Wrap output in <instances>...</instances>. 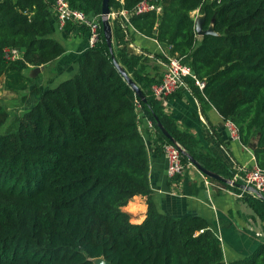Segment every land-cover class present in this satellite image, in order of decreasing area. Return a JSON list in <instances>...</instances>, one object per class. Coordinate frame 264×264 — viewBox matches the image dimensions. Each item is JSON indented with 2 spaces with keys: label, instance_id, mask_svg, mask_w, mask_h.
<instances>
[{
  "label": "trees",
  "instance_id": "trees-1",
  "mask_svg": "<svg viewBox=\"0 0 264 264\" xmlns=\"http://www.w3.org/2000/svg\"><path fill=\"white\" fill-rule=\"evenodd\" d=\"M142 1L110 0L109 7L125 11L137 33L167 49L155 59L166 64L176 58L191 68L205 84L200 90L188 78L194 93L235 124L240 142L253 149L264 170V0H149L161 12L136 14ZM68 2L99 18V40L79 55L72 78L41 91L32 86L38 79L31 77L33 69L65 53L52 37L46 14L51 1L0 0V79L7 90L31 88L38 99L0 135V264H95L100 258L111 264H226L221 241L205 219L164 215L152 199L144 121L152 123L160 147L171 141L158 123L204 168L215 171L195 152L194 137L179 129L153 95L164 74L147 56L130 53L117 20L110 19L108 45L103 0ZM195 12L205 16L203 30L213 25L215 35L199 37ZM7 48L19 49L22 58L8 62ZM9 118L0 104V128ZM182 162L185 168L191 163L185 155ZM224 176L233 178L229 171ZM225 185L240 192L238 185ZM245 195L264 226V201ZM135 196L147 198L141 224L124 211ZM230 264H264V244Z\"/></svg>",
  "mask_w": 264,
  "mask_h": 264
},
{
  "label": "crops",
  "instance_id": "crops-1",
  "mask_svg": "<svg viewBox=\"0 0 264 264\" xmlns=\"http://www.w3.org/2000/svg\"><path fill=\"white\" fill-rule=\"evenodd\" d=\"M46 14L52 24V37L62 44L65 53L42 67L37 77L42 78L43 83L40 87L33 84L41 91L55 88L72 78L77 72V58L90 48L88 33L83 34L79 27L69 23L63 28L51 5ZM193 15L199 14L195 12ZM124 31L130 53L145 55L151 59L149 64L152 67L166 71L165 64L154 58L155 55L167 54L166 48L157 40L137 33L127 20ZM151 71L156 73L152 68ZM164 105L166 113L176 120L179 129L194 137L197 142L193 146L195 152L205 155L206 163L215 169L210 172L231 180V177L224 176L228 171L234 177L257 166L253 149L232 138L223 117L206 101H201L188 83L166 98ZM147 124L142 122L141 129L149 144V179L157 210L173 218L198 216L205 219L221 241L226 264L252 255L264 244V226L245 201V193L250 192L243 188L237 192L225 185L230 183L206 176L192 163L182 175L170 178L163 147H160V142L155 143L156 137ZM147 210V198L143 196H135L124 208L134 224L145 220Z\"/></svg>",
  "mask_w": 264,
  "mask_h": 264
},
{
  "label": "built area",
  "instance_id": "built-area-1",
  "mask_svg": "<svg viewBox=\"0 0 264 264\" xmlns=\"http://www.w3.org/2000/svg\"><path fill=\"white\" fill-rule=\"evenodd\" d=\"M51 1V6L57 15L60 25L64 28L68 23H71L77 27H82L87 29L88 41L90 47H93L99 40V33L101 29V24L98 17L90 18L86 13L73 9L70 6L68 0H49ZM161 7H156L151 4L149 0H143L136 8V14H143L150 11H156L160 13ZM118 16L125 17L129 22V16L125 11L120 13L111 12L110 19H116ZM102 17V16H101ZM4 57L8 62H13L22 58V52L16 48H7L4 51ZM166 71L164 73L162 82L160 84L154 85L152 87L153 95L159 101L164 103L165 99L175 94L177 91L182 89L187 85L186 80L191 78L195 81V85L203 90L205 84L197 79V77L192 72L188 65L182 64L176 58H168V62L165 64ZM136 107L138 110L141 109V104L139 101L136 102ZM149 129L152 133L153 125L149 121L147 122ZM226 127L229 129L232 138L239 139V132L237 127L232 121H226ZM163 153L168 162V175L170 178H174L178 175H182L185 172V166L182 162V152L181 149L173 144H165L163 146ZM231 185L233 183H238L246 187H252L256 189L260 195L264 197V170L258 166L245 170L242 175H235L230 180ZM233 186V185H232ZM254 197L259 196L255 193H251Z\"/></svg>",
  "mask_w": 264,
  "mask_h": 264
},
{
  "label": "water",
  "instance_id": "water-1",
  "mask_svg": "<svg viewBox=\"0 0 264 264\" xmlns=\"http://www.w3.org/2000/svg\"><path fill=\"white\" fill-rule=\"evenodd\" d=\"M109 3L110 0H103L102 2V22H103V31L107 40V43L110 47H112V27L110 24V15H111V9L109 7ZM205 22V16L204 15H199L196 18V30L197 33L200 37L205 36V35H215V31H214V27L213 25H211L209 27L208 30H203V24ZM113 62L115 64V66L118 68V70L120 71V73L124 76L125 80L127 81V83L131 86V88L135 91L136 95L144 102H146V98L143 95L142 91L140 90V88L134 83V81L128 76V74L126 73V71L118 64V62L116 61V59L113 57ZM42 71V67H38V68H34L31 74L32 78H36L38 76V74ZM159 128L161 129V131L163 132V134L175 145H177L180 149L183 155L187 156L190 160V162L192 163V165H194L195 167H197L203 174H205L206 176L218 180V181H222V182H228L230 183V180H226L224 178H222L221 176H219L216 173L210 172L207 169H205L203 166H201L198 161H196L193 157H191L189 155V153L187 152V150L182 147L176 140H174L169 134L168 132L164 129V127L162 126V124L158 123ZM231 184V183H230ZM232 185H238L239 188H243L245 191L247 192H251V193H255L257 194L259 197V199H262L264 201V197L262 195H260V193L252 188V187H246L244 185H239L237 183H233ZM99 264H111L108 263L107 261H105L103 258L97 259Z\"/></svg>",
  "mask_w": 264,
  "mask_h": 264
},
{
  "label": "rangeland",
  "instance_id": "rangeland-1",
  "mask_svg": "<svg viewBox=\"0 0 264 264\" xmlns=\"http://www.w3.org/2000/svg\"><path fill=\"white\" fill-rule=\"evenodd\" d=\"M116 20L118 21L121 28L124 29L126 20L123 17L118 16L116 19L112 20V23L115 24L114 21ZM151 67L150 72L153 74L154 72L151 71ZM160 72L163 74L165 73V71ZM42 81V78L34 79L32 86L33 84H38L40 87V84L43 83ZM30 89L31 88L26 91L14 93L7 90L5 87V80L3 78L0 79V104L3 105L10 114L8 121L0 128V135L6 133L15 123V121L19 119L27 110L31 109V107L38 101L35 95H31ZM29 100H32V102ZM95 264H99L98 260L95 261Z\"/></svg>",
  "mask_w": 264,
  "mask_h": 264
}]
</instances>
